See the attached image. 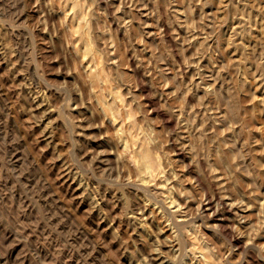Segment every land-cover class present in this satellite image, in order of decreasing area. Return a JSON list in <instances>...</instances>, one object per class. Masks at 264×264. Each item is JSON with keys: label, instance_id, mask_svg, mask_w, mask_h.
<instances>
[{"label": "rangeland", "instance_id": "rangeland-1", "mask_svg": "<svg viewBox=\"0 0 264 264\" xmlns=\"http://www.w3.org/2000/svg\"><path fill=\"white\" fill-rule=\"evenodd\" d=\"M88 1L81 0L80 8L94 4L89 41L106 62L111 89L120 90L116 106L126 104L136 126L160 142L154 151L162 155L167 177L173 175L168 183L180 210L172 208L176 213L170 214L161 202L162 212L155 215L154 205L145 203L154 186L132 187L135 171L122 158L115 123L104 106L107 98L100 95L103 88L91 82L83 64V42L64 18L68 5L0 0V264H44L48 252L55 262L58 253L74 256L86 243L95 252L93 260L79 253L78 262L84 264H158L156 256L163 253L167 264H188L191 253L185 248L195 244L187 240L193 228L209 244L214 260L220 259L210 261L264 264V0H144L143 11L130 1ZM239 3L248 6L247 14L251 11V17L246 15L250 23L241 28L233 24L240 17L235 10ZM250 43L255 49H249ZM14 152L18 160L11 159ZM218 191L250 206L240 203L236 214L237 209L225 215L230 217L226 225L236 226L242 248L233 246L232 237L215 221L223 209L205 211L207 193ZM184 211L187 226L178 222V212ZM172 227L185 234L181 254L170 248Z\"/></svg>", "mask_w": 264, "mask_h": 264}, {"label": "bare ground", "instance_id": "bare-ground-1", "mask_svg": "<svg viewBox=\"0 0 264 264\" xmlns=\"http://www.w3.org/2000/svg\"><path fill=\"white\" fill-rule=\"evenodd\" d=\"M81 0H59V4L61 3L62 5H64V7H66L67 5H68V9L66 10V12H65V19H66V21H68V23L72 26V29H73V32L75 33V35H76V37L78 38V42H83V44H82V46H81V48H80V50H81V55H82V61H83V64L85 65V68H86V70H87V72L89 73V76H90V80H91V82L93 83V84H95L97 87H99V90H100V88L102 87L103 88V91L102 92H100V95H102V97L104 98H107L105 101V105L104 106H106V109H107V111H108V114H110V116H112V120L114 121V123L115 124H111V125H115V128H116V135H118V138H117V141H118V144L120 145L119 147H121L122 149H121V154H122V158H123V160L131 167V168H133V170L135 171V176H136V182H135V180H134V184H132V187L134 188V189H136V188H138L137 190H139V188H141L142 186H146V185H148V186H154L153 187V190H151V191H154L153 192V195L151 194V193H149V194H151L150 195V198L148 197V199H146L145 200V203H149L150 205H154V207H153V209H152V213L153 214H155V213H160V212H162V210L161 209H163V207L162 206H160L158 203H161L162 202V204H165L166 206H167V210H169V213L171 214V212L172 213H176V211H179L180 210V204L179 203H177V201H176V199L174 198V196H173V190H174V188H173V186H169L170 184L168 183L169 181H171L170 180V178L172 179V177L171 176H173V175H171V173H172V171H171V173H170V178H168L167 177V172L165 171V169H164V167H163V163H164V161L162 160V157H160V156H162V155H159L157 152H155L154 150L155 149H157L156 147H157V143L156 142H159L158 140L156 141L154 138H149L150 136L147 134H145L144 132H143V129H141V128H138V126H136V121H134L135 119H134V114H131V112H130V109L128 108V106L126 105V104H122V106H121V108H120V106H119V108L116 106V103H117V100H118V98L119 99H121L120 97V94L118 95L117 93H119V91L120 90H118V92H116V89H115V91L113 90V89H111V87H112V85H111V83L109 82V80H108V78H107V73L105 74V63L103 62L104 60H103V57L100 55V52L98 53V51L97 50H95V49H93L92 47H93V45H92V43L90 44V42L91 41H89V39H90V25H92L91 23L94 21L95 22V19L92 17V11H90L91 10V7H92V5H94L93 4V2L91 1L90 3H88V6L87 7H85V9L86 10H84V11H82L81 10V6H83V2L81 3L80 2ZM88 1V0H87ZM110 1V0H109ZM116 1V0H115ZM121 1H124V3H127V2H133L134 3V5H136V7L138 8L139 7V9L140 10H142L143 11V8L141 9V6L143 7L144 6V4L146 5V3H142V1L143 2H145L144 0H121ZM147 1H149V0H147ZM176 1V0H175ZM197 1V0H196ZM204 1V0H203ZM207 1H209V0H207ZM213 0H211V1H209L210 3L212 2ZM219 1H221V3L223 2V3H225L227 0H219ZM242 1H244V0H242ZM246 1V0H245ZM254 1V0H253ZM58 2V1H57ZM89 2V1H88ZM168 2V1H167ZM230 2H231V0H230ZM241 2V1H240ZM111 3H113V2H111ZM142 3V4H141ZM184 3V2H183ZM199 3H200V1H199ZM210 3L209 4H207V2L205 3V5L207 4V7H209L210 6ZM215 3V2H214ZM227 3H229V2H227ZM225 4L226 6H228L229 7V5L228 4ZM80 4H82V5H80ZM202 4H204V3H202ZM220 4V3H219ZM245 4H246V2H245ZM245 4L244 3H242V4H240L239 3V5L237 4V7L235 8V10H237V11H240L239 13H240V17H238L237 15V22H233V24H235V26H236V24L238 25V28H241V27H243V26H245L249 21H251V20H249V18L251 17L250 15H248V14H250L251 13V11H249L248 12V14L246 13L247 12V8L246 7H248V6H245ZM261 4V3H260ZM148 5V4H147ZM204 5V6H205ZM209 5V6H208ZM225 5H222V6H225ZM246 5H248V4H246ZM250 5V4H249ZM120 6V5H119ZM153 4H152V6H150V7H152L153 8ZM203 6V7H204ZM236 6V5H235ZM61 7V6H60ZM158 7V6H157ZM188 7H190V6H188ZM221 7V6H220ZM257 7V6H256ZM84 8V7H83ZM173 8V7H172ZM138 9V10H139ZM154 9H155V7H154ZM175 9V8H174ZM191 9V8H190ZM225 9V8H224ZM232 9V8H231ZM234 9V8H233ZM139 10V11H140ZM153 10V9H152ZM152 10H151V12H152ZM172 10V9H171ZM184 10V9H183ZM202 10V9H201ZM250 10H251V8H250ZM69 11V12H68ZM90 11V12H89ZM154 11V10H153ZM159 11V10H158ZM176 11V10H175ZM178 11V10H177ZM222 11V10H221ZM262 11V10H261ZM180 12V11H179ZM255 12V11H254ZM91 13V14H90ZM143 12H141V14H142ZM174 13V12H173ZM192 13V12H191ZM227 13H228V11H227ZM232 13V12H231ZM234 13V12H233ZM128 14V13H127ZM165 14H167V13H165ZM176 14V13H175ZM177 14H180V13H178L177 12ZM176 14V15H177ZM184 14V13H183ZM186 14V13H185ZM254 14V13H253ZM143 15V14H142ZM181 15H182V11H181ZM201 15V14H200ZM223 15V14H222ZM246 15L247 16H250L249 18H246ZM252 15V14H251ZM255 15V14H254ZM257 15V14H256ZM168 16V15H167ZM206 16V15H205ZM186 17V16H185ZM220 17V16H219ZM226 17V16H225ZM232 17V16H231ZM253 17V16H252ZM258 17V16H257ZM97 18V17H96ZM203 18V17H202ZM167 19V18H166ZM183 19V18H182ZM188 19V18H187ZM220 19V18H219ZM222 19H224V18H222ZM221 19V20H222ZM251 19V18H250ZM257 19V18H256ZM2 20V19H1ZM158 20V19H157ZM164 20V19H163ZM186 20V19H185ZM220 20V21H221ZM224 20H226V19H224ZM235 20V19H234ZM233 20V21H234ZM166 21V20H165ZM168 21V20H167ZM184 21V20H183ZM257 21V20H256ZM187 22V21H186ZM191 22V21H190ZM224 22V21H223ZM225 23V25H226V22H224ZM250 23V22H249ZM253 22H251V24H252ZM152 24V23H151ZM179 24V23H178ZM263 24V23H262ZM262 24H260V25H262ZM218 25V24H217ZM231 25V24H230ZM257 25V24H256ZM264 25V24H263ZM227 26H229V25H227ZM234 26V25H233ZM234 26V27H235ZM248 26V28H249V26H250V24L249 25H247ZM7 27V26H6ZM9 27V26H8ZM11 27V26H10ZM13 27V26H12ZM170 27V26H169ZM180 27V26H179ZM193 27V26H192ZM237 27V26H236ZM235 27V28H236ZM246 27V26H245ZM255 27V26H254ZM259 27V26H258ZM17 28V27H16ZM165 28V27H164ZM234 28V29H235ZM19 29V28H18ZM189 29V28H188ZM244 29H246V28H244ZM251 29V28H250ZM254 29V28H253ZM256 29V28H255ZM264 29V28H263ZM20 30V29H19ZM229 30V29H228ZM257 30H259V28L257 29ZM103 31V30H102ZM233 29H232V33H233ZM248 31V30H247ZM251 31V30H250ZM262 31V30H261ZM13 32V31H12ZM124 32V31H123ZM165 32H166V34H168L169 35V29L166 27V30H165ZM190 32V31H189ZM238 32H239V29H238ZM241 32V31H240ZM239 32V33H240ZM243 32V31H242ZM246 32V31H245ZM260 32V31H259ZM73 33V34H74ZM105 33V32H104ZM172 33V32H171ZM246 33H248V32H246ZM190 34V33H189ZM238 34V33H237ZM249 34V33H248ZM262 34H264V33H262ZM233 36L235 35L234 33L232 34ZM242 35V34H241ZM243 35H245V33L243 32ZM148 36H149V34H148ZM187 36V35H186ZM189 36V35H188ZM197 36V35H196ZM225 36V35H224ZM238 36V35H237ZM236 36V37H237ZM245 36H247V35H245ZM98 37V36H97ZM100 37H104V34H102ZM99 37V38H100ZM111 37V36H110ZM174 37V36H173ZM173 37L171 36V38H172V40H173ZM205 37V36H204ZM220 37V36H219ZM231 37V36H230ZM236 37H234V38H236ZM239 37V36H238ZM241 38H242V36H240ZM239 37V38H240ZM260 37V36H259ZM264 37V36H263ZM225 38V37H224ZM229 38V37H228ZM233 38V37H232ZM239 38H238V40H239ZM245 38V37H244ZM247 38V37H246ZM101 39V38H100ZM175 39V38H174ZM219 39V38H218ZM237 39V38H236ZM250 39H252L251 37H250ZM249 39V40H250ZM260 39H261V37H260ZM91 40H92V38H91ZM104 40V39H103ZM170 40V39H169ZM228 40V39H227ZM229 40H230V38H229ZM233 40V39H232ZM243 40V39H242ZM242 40L240 41L241 42V44H242ZM246 40V39H245ZM254 40H256V41H258L257 39H254ZM262 40V39H261ZM260 40V41H261ZM264 40V39H263ZM73 41V40H72ZM107 41V40H106ZM203 41V40H202ZM231 41V40H230ZM260 41H258V42H260ZM105 42V41H104ZM110 42V41H109ZM221 42V41H220ZM233 42V41H232ZM231 42V43H232ZM235 42V41H234ZM250 42V41H249ZM254 42V41H253ZM264 42V41H263ZM202 43H204V42H202ZM223 43V42H222ZM225 43V42H224ZM229 43V42H228ZM239 42H237L236 44H238ZM236 44H234L235 46H236ZM244 44V46L245 47H249V46H247V43H246V45H245V43H243ZM251 44V43H250ZM91 45H92V47H91ZM105 45H107V44H105ZM217 45V44H216ZM220 45V44H219ZM218 45V46H219ZM229 46H230V44H228ZM249 45V44H248ZM252 45V44H251ZM255 43H254V45H252V46H250V48L249 49H255ZM261 45V44H260ZM112 46V45H111ZM238 46V45H237ZM259 47V46H258ZM260 47H263V45L262 46H260ZM259 47V48H260ZM75 48V47H74ZM115 48V47H114ZM240 48V47H239ZM239 48H237V51L239 50ZM76 49H77V47H76ZM116 49V48H115ZM230 49H232V48H230ZM233 49H234V47H233ZM240 49H242V48H240ZM261 49V53L264 51V48H263V51H262V48H260ZM235 50V49H234ZM256 50H257V47H256ZM256 50H254V51H256ZM227 51V50H226ZM236 51V50H235ZM242 51H244V50H242ZM241 51V52H242ZM258 51H259V49H258ZM106 52H107V50H106ZM111 52V51H110ZM240 52V51H239ZM245 52H247V51H245ZM250 52V51H249ZM113 53V52H112ZM231 53H233V52H231ZM243 53V52H242ZM252 53H254L253 51H252ZM240 54V53H239ZM247 54H248V52H247ZM251 54V53H250ZM255 54H257V52H255ZM232 55H234L235 56V54L233 53ZM252 55H254V54H252ZM262 55V54H261ZM242 56V55H241ZM240 56V57H241ZM258 56V55H257ZM111 57V56H110ZM153 57V56H152ZM246 57V56H245ZM106 58V57H105ZM241 58H244V57H241ZM239 59V58H238ZM106 60H107V58H106ZM109 60V59H108ZM235 60V59H234ZM237 60V59H236ZM235 60V61H236ZM243 60V63H244V59H242ZM247 60V59H246ZM231 61V60H230ZM235 61H234V63L233 64H238L239 63V61H241L240 59H239V61H238V63H235ZM115 62H116V60H115ZM237 62V61H236ZM242 62V61H241ZM247 62V61H246ZM81 63V62H80ZM109 63V62H108ZM111 63V62H110ZM209 63V62H208ZM230 63V62H229ZM242 63V64H243ZM232 64V65H233ZM81 65H82V63H81ZM240 64H238V66H239ZM258 66H260L259 64H257ZM111 66V65H110ZM211 66V65H210ZM245 66V65H244ZM113 67V66H112ZM111 67V68H112ZM261 67V66H260ZM207 68V67H206ZM222 68V67H221ZM232 68V67H231ZM237 68V67H236ZM246 68V67H245ZM244 68V69H245ZM248 68V67H247ZM211 69V68H210ZM243 69V68H242ZM259 69V68H258ZM262 69V68H261ZM107 70V69H106ZM220 71V70H219ZM255 71H256V69H255ZM260 72H261V70H260ZM254 73V72H253ZM256 73V72H255ZM263 73V72H262ZM213 75V74H212ZM259 75H262V74H259ZM206 76H209V74L207 75L206 74ZM243 76V75H242ZM263 76V75H262ZM87 77V76H86ZM211 77V76H210ZM247 77V76H246ZM259 77V76H258ZM261 77V76H260ZM259 77V78H260ZM110 78V77H109ZM143 78V77H142ZM213 79H214V77H212ZM211 78V79H212ZM262 78V77H261ZM260 78V79H261ZM255 79V78H254ZM259 79V80H260ZM23 80V79H22ZM241 80V79H240ZM248 80V79H247ZM264 80V79H263ZM213 81H215V80H213ZM219 81V80H218ZM257 81H258V79H257ZM216 82V81H215ZM228 82V81H227ZM234 82V81H233ZM242 82H243V80H242ZM264 82V81H263ZM90 83V82H89ZM91 83V84H92ZM247 83V82H246ZM261 83V82H260ZM92 84V85H93ZM144 84V83H143ZM197 84V83H196ZM242 84H244L245 85V82L244 83H242ZM242 84H241V86H242ZM203 85V84H202ZM206 85V84H205ZM214 85V84H213ZM261 85H264L263 83H261ZM94 87V86H93ZM203 87V86H202ZM222 87V86H221ZM207 88V87H206ZM217 88V87H216ZM246 88V87H245ZM244 88V89H245ZM98 89V88H97ZM102 90V89H101ZM130 90V89H129ZM146 90V89H145ZM206 90V89H205ZM227 90V89H226ZM262 90H264V89H262ZM95 92H96V89L94 90ZM208 91H209V89H208ZM247 91V90H246ZM258 91V90H257ZM104 92V94H102ZM214 92V91H213ZM122 93V92H121ZM209 93V92H208ZM212 94V93H211ZM236 94H238V93H236ZM263 94V93H262ZM261 94V95H262ZM92 95H93V93H92ZM96 95V94H95ZM252 95V94H251ZM124 96V95H123ZM123 96H122V98H123ZM156 96V95H155ZM233 96V95H232ZM259 96V95H258ZM257 96V97H258ZM102 97H101V99H102ZM152 97V96H151ZM234 97V96H233ZM255 97V96H254ZM262 97V96H261ZM94 98V97H93ZM100 98V97H99ZM125 98V97H124ZM123 98V99H124ZM236 98V97H235ZM122 99V100H123ZM231 99V96H230V98L228 99V100H230ZM258 99V98H257ZM97 100V99H96ZM231 100H233V99H231ZM253 100V99H252ZM101 101H104V100H101ZM224 101V100H223ZM233 101H236V100H233ZM261 102H262V104H264V95H263V97H262V100H260ZM228 102V101H227ZM44 103V102H43ZM125 103V102H124ZM157 103V102H156ZM118 104V103H117ZM129 104V103H128ZM132 104V103H131ZM159 104V103H158ZM208 104V103H207ZM235 104V103H234ZM259 104V103H258ZM212 105V104H211ZM230 105V104H229ZM232 105V104H231ZM231 105H230V107H231ZM237 105V104H236ZM227 106V105H226ZM264 106V105H263ZM158 107V106H157ZM163 107H164V105H163ZM223 108V107H222ZM228 108V107H227ZM122 111V113L124 112L125 113V115H123V116H120V115H122L121 113H120V111ZM154 109H155V107H154ZM161 109H162V107H161ZM166 109V108H165ZM181 109V108H180ZM230 109V108H229ZM235 109V108H234ZM234 109H232L231 111H234ZM184 110V109H183ZM107 111H106V113H107ZM155 111V110H154ZM118 112L120 113V114H118ZM160 112H161V110H160ZM216 112V111H215ZM221 112V111H220ZM235 112V111H234ZM104 113V112H103ZM123 113V114H124ZM167 113V112H166ZM169 113V112H168ZM230 113V112H229ZM136 114H138V113H136ZM161 114H162V112H161ZM165 114V113H164ZM220 114V113H219ZM132 115H133V117H132ZM226 115V112H225V114H224V116ZM230 115V114H229ZM233 115H234V113H233ZM253 115V114H252ZM251 115V116H252ZM136 116V115H135ZM219 116V115H218ZM224 116H220L221 118H223ZM231 116V115H230ZM219 117V118H220ZM136 118V117H135ZM251 118V117H250ZM109 119V118H108ZM167 120H168V118H167ZM170 120V119H169ZM187 120H188V118H187ZM186 120V121H187ZM224 120H226V118L224 119ZM231 120V119H230ZM113 121H112V123H113ZM185 122V121H184ZM217 122V121H216ZM235 122V121H234ZM66 123V122H65ZM205 123V122H204ZM217 123H219V122H217ZM227 123V122H226ZM142 124H144V123H142ZM214 124V123H213ZM137 125H138V123H137ZM179 125V124H178ZM186 125V124H185ZM230 126V125H229ZM264 126V125H263ZM114 128V127H113ZM144 128V127H143ZM152 129V128H151ZM186 129V128H185ZM184 129V130H185ZM231 129V128H230ZM264 129V128H263ZM46 130V129H45ZM149 130V129H148ZM147 130V131H148ZM194 130V129H193ZM247 130V129H246ZM255 130V129H254ZM145 131V130H144ZM181 131V130H180ZM188 131V130H187ZM224 131V130H223ZM229 131V130H228ZM234 131V130H233ZM249 131V130H248ZM153 132V131H152ZM184 132V131H183ZM118 133V134H117ZM176 133V132H175ZM200 133V132H199ZM153 134V133H152ZM160 134V133H159ZM205 134V133H204ZM115 135V136H116ZM191 135V134H190ZM256 135V134H255ZM147 136H149V137H147ZM248 136V135H247ZM152 137V136H151ZM244 137H246V136H244ZM257 137V136H256ZM155 138H156V136H155ZM238 138H239V136H238ZM251 138V137H250ZM164 139V138H163ZM178 139V138H177ZM160 140H161V138H160ZM257 140V139H256ZM214 141V140H213ZM181 142V141H180ZM230 142V141H229ZM246 142H247V140H246ZM258 142V141H257ZM260 142V141H259ZM248 143V142H247ZM221 144V143H220ZM159 145H160V142H159ZM166 145V144H165ZM168 145V144H167ZM118 146V145H117ZM244 147V146H243ZM247 147V146H246ZM162 148V147H161ZM218 148V147H217ZM245 148V147H244ZM9 149V148H8ZM158 149L160 150V148L158 147ZM166 149V148H165ZM264 149V148H263ZM256 150V149H255ZM260 150V149H259ZM193 151V150H192ZM238 151V150H237ZM166 152V151H165ZM260 152V151H259ZM162 154V153H161ZM181 154V153H180ZM165 155V154H164ZM11 156V159L12 160H18V157H19V155H18V153L16 152H14V154H12V155H10ZM167 156V155H166ZM190 157V156H189ZM243 157V156H242ZM247 157V156H246ZM165 158V157H164ZM197 158V157H196ZM248 158V157H247ZM258 158H260V157H258ZM120 160V159H119ZM119 160H118V162H119ZM166 160V159H165ZM244 160V159H243ZM258 160V159H257ZM221 161V160H220ZM262 160H260V162H261ZM124 162V163H125ZM166 162V161H165ZM260 162H259V164H260ZM166 163H168V162H166ZM245 163V162H244ZM257 163V161L255 162V164ZM191 164V163H190ZM262 164H264V163H262ZM126 165V164H125ZM76 166V165H75ZM164 166H165V164H164ZM254 166V165H253ZM167 167V166H166ZM263 167H264V165H263ZM262 167V168H263ZM215 168V167H214ZM239 168V167H238ZM249 168V167H248ZM253 168V167H252ZM255 168V167H254ZM253 168V170L255 171V169ZM257 168H259V167H256V169ZM261 168V169H262ZM264 169V168H263ZM217 170V169H216ZM247 170V169H246ZM250 169H248V171H249ZM199 173V172H198ZM197 173V175L199 176V174ZM250 173V172H249ZM172 174H175V173H172ZM263 175H264V172H263ZM201 176V175H200ZM224 176V175H223ZM226 176V175H225ZM195 177V176H194ZM231 177V176H230ZM254 177V176H253ZM252 177V178H253ZM234 178V177H233ZM128 179V178H127ZM199 179V178H198ZM197 179V180H198ZM219 179V178H218ZM255 179V178H254ZM173 180V179H172ZM189 180H190V178H189ZM203 180V179H202ZM201 180V181H202ZM230 181V180H229ZM255 181V180H254ZM173 182V181H172ZM256 183H257V181H255ZM254 182V183H255ZM201 183V182H200ZM227 183V182H226ZM129 184V183H128ZM259 184V183H258ZM261 184V183H260ZM173 185V184H172ZM177 185H179V184H177ZM8 186V185H7ZM127 186V185H126ZM130 186H131V184H130ZM183 186V185H182ZM202 186H203V184H202ZM221 186H222V184H221ZM255 186V185H254ZM257 186V185H256ZM180 187V186H179ZM178 186L177 187H175V190L176 189H179L180 190V188H179ZM12 188V187H11ZM131 188V187H130ZM205 188V187H204ZM217 188V187H216ZM261 188V187H260ZM259 188V189H260ZM209 189V188H208ZM141 190H143V187H142V189ZM146 190H148L147 188H146ZM210 190V189H209ZM26 191V190H25ZM49 191V190H48ZM150 191V188H149V190H148V192ZM178 191V190H177ZM219 191H221V190H219ZM218 191V192H219ZM223 191V190H222ZM142 192V191H141ZM141 192H140V194H141ZM148 192H146V193H148ZM180 192L182 193V190H180ZM191 192V191H190ZM203 192V191H202ZM206 193V192H205ZM217 193V192H216ZM223 192H219V193H217V194H214V195H210L209 193H207V203L204 205V208L206 207V209H205V211H208V210H210V211H212V213L214 212V214L216 213V212H218L220 209H223L222 211H224V212H222V213H224V214H221V218H219V219H215V221H217V223H218V226L219 227H222V230L223 229H225L226 230V233H228L231 237H232V241H234V245L233 246H235V247H238V249L239 248H242V244H241V241L242 240H240L239 239V236L237 237V235H235L236 233L234 232V229H235V225L234 224H227L226 225V223H225V221H227L228 219L227 218H229V220H230V217H226L225 215L226 214H230V213H233V210H235V209H237L233 214H236V212L238 211V209H240L238 206H240L239 204L240 203H242V204H244L245 202H244V200H236V199H233L232 197H230V195L228 196V195H226V194H222ZM233 193V192H232ZM236 193V192H235ZM49 194V193H48ZM148 194V195H149ZM182 194H184V192L182 193ZM182 194H180V195H182ZM186 194V193H185ZM147 195V194H146ZM145 195V196H146ZM136 196V195H135ZM8 197H9V195H8ZM143 197V196H142ZM241 197V196H240ZM141 198V197H140ZM18 199V198H17ZM142 199V198H141ZM151 199V200H150ZM52 200V199H51ZM140 200V199H139ZM259 200V199H258ZM264 201V200H263ZM12 202V201H11ZM153 202V203H152ZM200 202V201H199ZM261 202V201H260ZM6 203V202H5ZM50 203V202H49ZM144 203V202H143ZM144 203V204H145ZM249 203V202H248ZM42 204V203H41ZM148 204V205H149ZM157 205H159V206H157ZM182 205V204H181ZM238 205V206H237ZM246 209L247 208H249L250 206H249V204H247V202H246ZM252 205V204H251ZM254 205V204H253ZM9 206V205H8ZM263 206V203H261V207ZM145 207H146V204H145ZM183 207H185V206H183ZM253 207V206H252ZM261 207H259L260 209H262ZM172 208H176V211H172ZM186 208V207H185ZM196 208V207H195ZM245 208H243V209H245ZM154 209H156L155 211H154ZM166 209V208H165ZM23 210V209H22ZM146 210V209H145ZM195 210V209H194ZM259 210V209H258ZM247 211V210H246ZM261 211H263V210H261ZM163 212H164V210H163ZM169 213H167V214H169ZM220 213V212H219ZM258 213V212H257ZM263 213V212H262ZM142 214H144V213H142ZM157 214H155V215H157ZM166 214V213H165ZM228 214V215H229ZM20 215V214H19ZM151 215V214H150ZM160 215V214H159ZM162 215H164V214H162ZM178 218H181L178 222H181L182 223V226L183 225H186L185 223L186 222H188V213L186 212V211H184L183 213H180L179 214V212H178ZM213 214H211V216H212ZM227 215V216H228ZM45 216V215H44ZM210 216V215H209ZM220 216V215H219ZM259 216V215H258ZM46 217V216H45ZM55 217V216H54ZM58 217V216H57ZM60 217V216H59ZM158 217H160V216H158ZM164 217V216H163ZM18 218V217H17ZM43 218V217H42ZM191 218V217H190ZM211 218V217H210ZM55 219V218H54ZM160 219H162V217L160 218ZM166 219V221L168 222L169 221V219H167V218H165ZM177 219V218H176ZM239 219H240V217H239ZM19 220V219H18ZM47 221V227L49 228L48 229V231H51V227H50V225L52 226V217H51V214H48V217H47V219H46ZM26 221V220H25ZM45 221V220H44ZM62 221V220H61ZM60 221V222H61ZM65 221V220H64ZM45 222V223H46ZM60 222H58V223H60ZM201 222V221H200ZM23 223V222H22ZM216 223V222H215ZM228 223V222H227ZM178 224V223H177ZM188 224V223H187ZM25 225V224H24ZM59 225V224H58ZM61 225H62V223H61ZM168 225V224H167ZM238 225V224H237ZM23 226V225H22ZM36 226V225H35ZM142 226L144 227V224H142ZM187 226V225H186ZM217 226V225H216ZM46 227V226H45ZM44 227V228H45ZM64 228H65V226H63ZM141 227V226H140ZM169 227H171V226H169ZM185 227V226H184ZM189 227V226H188ZM251 227V226H250ZM44 228H42V229H44ZM53 228V227H52ZM142 228V227H141ZM159 228V227H158ZM167 228V227H166ZM173 228V230H175L174 229V227H172ZM171 228V229H172ZM186 228V227H185ZM190 228V227H189ZM253 228V227H252ZM19 229V228H18ZM144 229V228H143ZM19 230H21V228L19 229ZM45 230V232H46V230H47V228H45L44 229ZM65 230V229H64ZM76 230V229H75ZM165 230V229H164ZM168 230V229H167ZM186 230H188V229H186ZM185 230V231H186ZM192 230V229H191ZM190 229H189V232L191 231ZM242 229H240V231H241ZM63 231V230H62ZM69 231V230H68ZM79 231V230H78ZM248 231V230H247ZM256 231V230H255ZM52 232H53V230H52ZM65 232V231H64ZM63 232V233H64ZM243 232V231H242ZM249 232V231H248ZM251 232V231H250ZM42 233V232H41ZM46 233H49V232H46ZM79 233H81L80 231H79ZM83 233V232H82ZM187 233H188V231H187ZM235 233V234H234ZM51 234V233H50ZM169 234V233H168ZM172 234H173V236L172 237H170L169 235V240H168V242H170L171 243V250L172 251H176V252H179L180 254L182 253V252H184V250L182 251V247H184V246H182L183 245V243L185 242L184 240H182L180 237H183V239H184V236H185V234L184 233H182V231H177V229L174 231V232H172ZM251 234V233H250ZM52 235V234H51ZM189 235H191V237H189V238H187V240L189 239L191 242L192 241H195L194 243L195 244H193L192 246H188V244H186V246H188V248L186 247L185 249L186 250H188L191 254H189V256H191L190 257V261L192 262V263H188V264H194L193 262H194V260H196L197 261V263L198 264H208L209 262H213V264H218L219 262H220V259L217 261V260H214V256H216L215 254H214V252L212 251V249L210 248V246H209V244L206 242V241H204V239L197 233V231L193 228V231H192V233L190 234L189 233ZM204 235V234H203ZM26 236V235H25ZM53 236V235H52ZM56 236V235H55ZM240 236H241V234H240ZM8 237V236H7ZM46 238L48 237V239H49V235L48 236H45ZM61 237V236H60ZM77 237V236H76ZM167 237V236H166ZM17 238V237H16ZM209 238V237H208ZM213 238V237H212ZM51 239V238H50ZM53 239V238H52ZM55 239H57L56 237H55ZM76 239V238H75ZM78 239V238H77ZM83 239V238H82ZM91 239V238H90ZM166 240V239H165ZM164 240V241H165ZM200 242L201 240V244L198 242V241ZM49 241V240H48ZM55 241H58V240H55ZM78 241V240H77ZM184 241V242H183ZM46 242H47V240H46ZM52 242H53V240H52ZM75 242H76V240H75ZM82 242H84V241H82ZM167 242V243H168ZM198 243V245L199 246H196V244ZM243 242V241H242ZM85 243V242H84ZM164 243V242H163ZM186 243H187V241H186ZM189 243V245H191L190 244V242H188ZM216 243V242H215ZM15 244H17V243H15ZM83 244V243H82ZM169 244V243H168ZM47 245V244H46ZM49 245V244H48ZM47 245V246H48ZM50 245H51V242H50ZM55 245V244H54ZM53 245V247L55 248V246ZM89 244H83L81 247L79 246L78 248L79 249H77V250H75V252H76V255H70V257L69 256H67L66 255V253L63 251L62 253L60 252V255H59V253L57 254V252H56V259H55V262H54V258L55 257H53V250L51 251L52 252V254H50V252H48L47 253V255L45 254V259L43 258V260H44V264H84V262L83 263H80V262H78V260H80L81 261V258L80 259H78V255H79V253L80 254H82L83 255V257L85 256V260H89V259H92L93 260V253L95 252L94 250H92L91 249V247L90 246H88ZM92 246V245H91ZM160 246V245H159ZM247 246V245H246ZM249 246V245H248ZM52 247V246H51ZM61 247V246H60ZM245 247V246H244ZM243 247V248H244ZM38 248V247H37ZM48 248V247H47ZM58 248V250L60 249L59 247H57ZM56 248V249H57ZM247 248V247H246ZM56 249H54V252H55V250ZM36 250V249H35ZM155 250H157V249H155ZM163 250V249H162ZM245 250V249H244ZM39 251V250H38ZM94 251V252H93ZM74 252V253H75ZM73 253V254H74ZM125 253V252H124ZM224 253V252H223ZM63 256H62V255ZM187 254V253H186ZM185 254V255H186ZM162 255H164V253L162 254ZM162 255L160 254H157V256H156V259H157V261L156 262H158L159 260H161V262L160 263H158V264H167L168 263V261H165V259L166 258H164V257H162ZM173 255H175V254H173ZM252 255V254H251ZM253 255H254V253H253ZM252 255V256H253ZM37 256V255H36ZM177 256V255H176ZM222 256V255H221ZM241 256V255H240ZM39 257H40V255H39ZM63 257V258H62ZM81 257V256H80ZM158 257H160L159 259H158ZM256 257V256H255ZM3 258V257H2ZM224 258V257H223ZM253 259H255L254 257H252ZM63 259H65V261H63ZM176 259V258H175ZM214 260V261H216V262H218V263H216V262H214V261H210V260ZM215 259H217V258H215ZM252 259V260H253ZM258 259V258H257ZM1 260V259H0ZM40 260V259H39ZM167 260V259H166ZM222 260V259H221ZM226 260V259H225ZM260 260V259H259ZM6 261V260H5ZM84 261V260H83ZM148 261V260H147ZM255 261V260H254ZM63 262H65V263H63ZM237 262V261H236ZM10 263V262H9ZM87 263V262H86ZM258 263H259V261H258ZM41 264H43V262H41ZM150 264V263H149ZM157 264V263H156ZM169 264H170V262H169ZM212 264V263H211Z\"/></svg>", "mask_w": 264, "mask_h": 264}]
</instances>
